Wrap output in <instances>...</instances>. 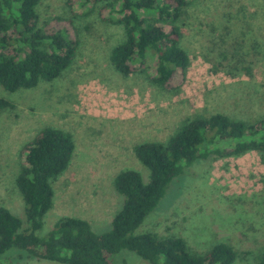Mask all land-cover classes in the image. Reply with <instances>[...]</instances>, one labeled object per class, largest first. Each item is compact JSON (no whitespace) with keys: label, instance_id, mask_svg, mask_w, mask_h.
<instances>
[{"label":"rangeland","instance_id":"374dc122","mask_svg":"<svg viewBox=\"0 0 264 264\" xmlns=\"http://www.w3.org/2000/svg\"><path fill=\"white\" fill-rule=\"evenodd\" d=\"M86 10L78 0H41L40 25L64 30L78 41L73 62L58 79L35 90L9 93L0 86V99L11 105L0 109V205L23 228L24 204L15 184L23 145L45 126L70 133L75 143L74 158L52 185V209L35 233L41 238L62 217L88 221L95 234L108 232L123 203L114 176L133 169L148 181L147 168L134 156L135 145L165 142L194 114L224 112L243 121L264 114V0H193L182 27L190 65L165 89L150 81L152 61L127 78L117 73L109 55L124 40L123 29ZM228 15L247 23L256 35L252 45L239 47L235 60L228 47H236L235 35L218 26L217 32L232 38L223 45L212 25ZM243 53L251 77L236 63ZM141 233L181 238L195 254L225 243L236 252L233 264H258L264 251V160L249 152L211 156L184 168L135 232ZM20 254L10 249L1 258L12 264H59L18 259ZM109 259L112 264H147L124 251ZM6 261L2 264H11Z\"/></svg>","mask_w":264,"mask_h":264},{"label":"trees","instance_id":"16d2710c","mask_svg":"<svg viewBox=\"0 0 264 264\" xmlns=\"http://www.w3.org/2000/svg\"><path fill=\"white\" fill-rule=\"evenodd\" d=\"M40 1L0 0V86L6 92L35 90L41 83L53 82L76 55L78 41L66 31H48L40 25ZM78 1L102 22L122 27L124 40L109 55L110 64L122 77L149 67L152 61L150 81L165 89L175 74L186 73L190 58L182 42V27L189 18L188 8L193 0ZM224 18L222 23L212 25L223 45L230 34L217 32L218 26L235 35L236 41L232 42L236 47L228 45L235 60L239 47L252 45L256 35L247 23L229 15ZM241 56L236 61L239 70L251 77V64L244 65L243 59L248 55ZM4 107L11 105L0 99V109ZM249 152L264 160V114L248 121L224 112L189 116L165 142H144L133 147L135 158L149 172L148 181L145 183L133 169L114 176L113 187L123 196V203L108 232L95 234L88 221L62 217L41 238L35 233L52 209V185L75 156L70 133L52 126L42 127L23 145L22 163L15 180L27 226L23 228L21 220L0 205V264L6 261L1 256L10 249L21 253L18 259L59 264H112L109 258L122 251L135 254L147 264H233L236 252L225 243L214 245L206 254H195L181 238L135 232L184 168L211 156L223 159ZM258 264H264V251Z\"/></svg>","mask_w":264,"mask_h":264}]
</instances>
